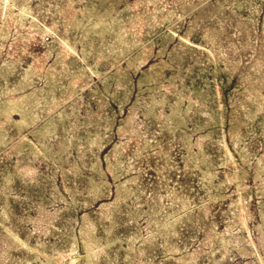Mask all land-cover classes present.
<instances>
[{
    "label": "rangeland",
    "instance_id": "374dc122",
    "mask_svg": "<svg viewBox=\"0 0 264 264\" xmlns=\"http://www.w3.org/2000/svg\"><path fill=\"white\" fill-rule=\"evenodd\" d=\"M0 264H264V0H0Z\"/></svg>",
    "mask_w": 264,
    "mask_h": 264
}]
</instances>
